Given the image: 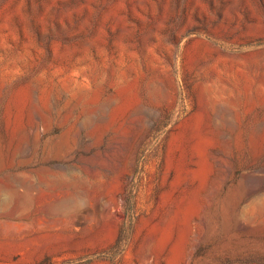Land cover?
Segmentation results:
<instances>
[{
  "label": "rangeland",
  "instance_id": "obj_1",
  "mask_svg": "<svg viewBox=\"0 0 264 264\" xmlns=\"http://www.w3.org/2000/svg\"><path fill=\"white\" fill-rule=\"evenodd\" d=\"M0 264H264V0H0Z\"/></svg>",
  "mask_w": 264,
  "mask_h": 264
}]
</instances>
